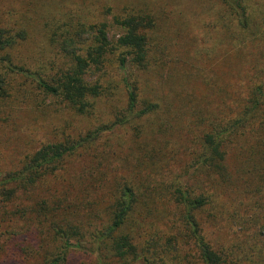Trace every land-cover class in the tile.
Instances as JSON below:
<instances>
[{
  "label": "trees",
  "instance_id": "1",
  "mask_svg": "<svg viewBox=\"0 0 264 264\" xmlns=\"http://www.w3.org/2000/svg\"><path fill=\"white\" fill-rule=\"evenodd\" d=\"M38 1H19L20 12L0 7V103L37 91L39 107L48 100L90 124L74 136L68 123L63 139L25 154L0 182L7 221L22 223L16 233L42 232V246L52 240L39 264H86L81 254L87 264H264V0H174L170 12L146 1L117 9L99 0L83 10L88 0H80L53 20L31 10ZM183 35L196 49L193 76L218 99L190 82L163 83L183 75L168 66ZM18 51L38 52L25 59ZM121 71L122 93L111 81ZM185 130L191 161L178 170L175 135ZM135 148L147 174L123 176ZM81 157L80 178L66 182ZM225 197L237 242L245 234L250 243L240 251L208 231Z\"/></svg>",
  "mask_w": 264,
  "mask_h": 264
},
{
  "label": "rangeland",
  "instance_id": "2",
  "mask_svg": "<svg viewBox=\"0 0 264 264\" xmlns=\"http://www.w3.org/2000/svg\"><path fill=\"white\" fill-rule=\"evenodd\" d=\"M19 1L23 0H0L1 8L7 10H15L20 12L22 6L19 4ZM99 0H88L87 5L84 6L83 10L95 9L97 2ZM105 4L110 3L117 9H121L124 5H135L138 6L143 2L147 3H157L161 5L166 12H170L176 8V2L174 0H100ZM44 2V3H42ZM91 2V4H90ZM80 0H40L36 4L35 9L32 11L41 12L44 15L41 17L43 19L53 20V13H61V15L68 10H78ZM153 5V4H151ZM20 16V14L18 15ZM62 21L65 18H60ZM109 23L112 21V17H108ZM120 30L112 27L110 28V37L118 38ZM194 37V34H192ZM34 46V45H33ZM195 45L193 40L186 35L178 37L175 40V46L172 48V57L169 60L168 66L179 71L183 75H179L174 79L169 81H164L166 85H170L172 88L177 89L179 84H187L190 82L198 90H207L210 95L215 99H218L214 92L210 91L205 85V82H202L198 77L193 76L197 75L191 71V62L198 59L195 57ZM38 51H18V54H22L25 59L28 56L32 57V53H37ZM45 53H52V51H44ZM66 62L68 60H65ZM195 62V61H194ZM185 66L187 68H185ZM206 70H209V73L212 72V67L207 64H203ZM202 65L198 62V68L201 69ZM186 70L190 73L188 74ZM125 72V71H124ZM123 78V73H118V76L111 80L116 84H120V80ZM93 81V80H91ZM120 93L123 92L122 87L119 85L117 89ZM179 96L178 92L173 93L171 99H175ZM213 97H211L213 99ZM42 96L39 92L34 91L31 96H29L24 101L10 102V107H7L0 103V182L3 180L4 175L7 172L14 171L18 169V164L23 159L24 155L28 152H32L43 143H50L58 141L64 138V129L66 131V125L69 123L70 127L67 129V133L71 135H78L79 133H84L90 128V124L75 117L72 113L64 111L62 108L58 107L54 102L46 101L42 106H38L37 103L42 102ZM184 104H181L180 107H183ZM9 116L8 119H4L5 116ZM95 122V118L92 119ZM188 120V118H187ZM113 121L112 116H107L104 122ZM186 135L181 136L179 133L175 135V139H179L177 156L175 159V167L178 170H181L184 166L190 163L191 156L187 154V151L184 150L185 147H188L186 143L188 137L187 130L184 131ZM116 136V135H115ZM113 136V137H115ZM125 140L129 143L130 137H126ZM128 153H132L128 161H123L121 172L123 176L131 175H140L143 173L147 174V166L144 164V160H141L142 153L137 151L136 148L134 151L129 150ZM86 156V155H85ZM123 159V156H122ZM88 164V158L81 157L77 160H73L69 165V173H63L62 177L66 178L68 182L71 177L80 178V171ZM158 169V168H156ZM151 175H154V172H151ZM190 177L189 174L186 178ZM191 181H196L193 176ZM196 183V182H195ZM242 192L245 190L241 188ZM107 193V191L102 194ZM101 196L100 193L95 195V198ZM23 199V198H22ZM24 206L27 205L26 202L28 198L23 199ZM105 208L107 200L104 199ZM10 210H13L14 207L10 206ZM220 217L219 224L208 231L216 242H219L227 247L238 246V251L244 249V244L250 245L247 242L248 237H242L240 243L237 242V233L239 232L235 221H233V204L227 198H223L220 202ZM6 209L4 208L3 202L0 198V235L3 239L0 243V264H39L43 260L45 253H50L53 248L52 240L48 239L46 243L43 244L40 240H45L46 234L42 232H32L31 236L26 234V232H21L22 235H18L16 231H20L22 228V223L13 224L7 221V216L4 213ZM155 223L160 228L163 226V223L160 219H153ZM164 228V227H162ZM9 232V235H7ZM43 235V236H42ZM40 244V248H38ZM258 256V254H257ZM77 260L81 262L88 261L83 259H88L83 254L77 255ZM258 259H264L258 256ZM76 260V261H77ZM73 262V259L71 260Z\"/></svg>",
  "mask_w": 264,
  "mask_h": 264
}]
</instances>
